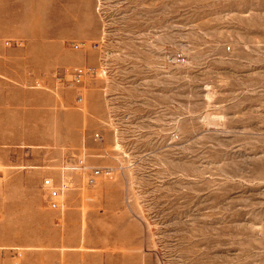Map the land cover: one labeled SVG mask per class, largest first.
<instances>
[{
	"label": "rangeland",
	"instance_id": "374dc122",
	"mask_svg": "<svg viewBox=\"0 0 264 264\" xmlns=\"http://www.w3.org/2000/svg\"><path fill=\"white\" fill-rule=\"evenodd\" d=\"M0 264H264V0H0Z\"/></svg>",
	"mask_w": 264,
	"mask_h": 264
},
{
	"label": "built area",
	"instance_id": "2783aa9c",
	"mask_svg": "<svg viewBox=\"0 0 264 264\" xmlns=\"http://www.w3.org/2000/svg\"><path fill=\"white\" fill-rule=\"evenodd\" d=\"M76 48L80 47V43H75ZM95 71L92 67H75L72 69L60 70L57 75L58 80H64L67 84L80 83L83 77L90 76ZM78 101H83V96L79 94ZM95 137L101 138L99 133H95ZM112 173L111 168H96L89 177V182L94 183L97 176H109ZM43 186L47 188L50 197V204L54 208H61L64 205V192L67 185H57L52 178L47 177L43 181Z\"/></svg>",
	"mask_w": 264,
	"mask_h": 264
},
{
	"label": "crops",
	"instance_id": "0c3cea01",
	"mask_svg": "<svg viewBox=\"0 0 264 264\" xmlns=\"http://www.w3.org/2000/svg\"><path fill=\"white\" fill-rule=\"evenodd\" d=\"M85 89H86V85L83 88H81V89L79 88L78 89V93L82 94L84 101H85V93H84L83 90H85ZM97 119H98V122H99V125H100L99 129L103 131L104 124L106 123V121L108 119L106 98H105L104 94H102L101 97H100V107H99V110H98ZM100 134H101V132H100ZM100 183L103 184V181H101Z\"/></svg>",
	"mask_w": 264,
	"mask_h": 264
}]
</instances>
